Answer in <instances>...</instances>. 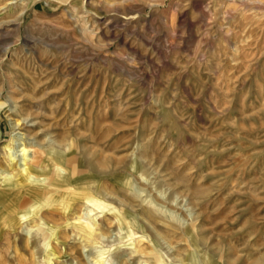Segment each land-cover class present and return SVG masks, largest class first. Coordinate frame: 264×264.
<instances>
[{"label":"rangeland","instance_id":"rangeland-1","mask_svg":"<svg viewBox=\"0 0 264 264\" xmlns=\"http://www.w3.org/2000/svg\"><path fill=\"white\" fill-rule=\"evenodd\" d=\"M21 144L0 264H264V0H0Z\"/></svg>","mask_w":264,"mask_h":264},{"label":"bare ground","instance_id":"bare-ground-1","mask_svg":"<svg viewBox=\"0 0 264 264\" xmlns=\"http://www.w3.org/2000/svg\"><path fill=\"white\" fill-rule=\"evenodd\" d=\"M12 84V83H11ZM10 85L9 89H10V96L8 98V103L11 105V107L14 109L15 106H14V102H13V85ZM29 119V118H28ZM28 119H24L22 120V122L20 123H13L12 126L13 128L15 129H18V128H21V127H24L25 129L29 130L31 128H33V123L30 122ZM15 136V135H14ZM17 136V135H16ZM21 136V135H20ZM17 140L19 141H31L30 143L31 144H35L33 142V140L29 139V136H25V137H19L17 138ZM14 142V141H13ZM40 142V141H39ZM38 143V142H37ZM13 144V143H12ZM30 144V145H31ZM22 148L20 150V155L17 156V155H14L12 152H7V154L5 153V165L7 167V169L10 171V174H6V176L2 177V175H5V174H2L1 175V172H0V196H2V194H4V191H7V189H9L10 187L13 186L14 184V180L16 179H25V180H29L30 178H34L33 177V174L30 170V165L32 163V159H33V154L32 152H30L29 150H27L22 144H21ZM30 147V146H29ZM5 148V147H4ZM1 150V149H0ZM50 152V151H49ZM16 154V153H15ZM48 159V158H47ZM50 160V159H49ZM58 161V160H57ZM100 162V161H99ZM53 163V162H52ZM51 163V164H52ZM58 164V162H56ZM60 163H63V162H60ZM59 163V164H60ZM98 163V162H97ZM103 163V162H102ZM97 165V164H96ZM99 167H100V164L98 163ZM102 165V164H101ZM104 165V164H103ZM61 168V167H60ZM58 168V169H60ZM102 168V167H101ZM36 193V190H31L30 189V192L28 193V196L29 198H34L36 199L37 197L34 195ZM95 195V194H94ZM32 203H28V202H23V204H21V207L19 208H23L25 207L26 209H35L37 208V206L35 205V203L33 201H30ZM86 202L88 203H92V204H95V202L91 199H86ZM96 206H98L97 204H95ZM9 213H12V210H8ZM88 211V210H87ZM90 211V210H89ZM91 212V211H90ZM82 215V214H81ZM85 215V214H84ZM80 217H83V216H80ZM79 217V218H80ZM86 219V218H85ZM80 220V219H79ZM91 220V219H90ZM95 221H82V222H76L75 223V228L82 232V233H85L86 235H90L91 233H94L95 230H96V227H97V224L94 223ZM98 231V230H97ZM99 236V234H98ZM31 238V237H30ZM95 238V236H94ZM32 239L28 240L27 241V244L31 245L32 244ZM86 240V239H85ZM95 240V239H94ZM88 241V240H87ZM89 243V242H88ZM45 245V244H44ZM45 248H48V245H45ZM194 261V259L192 260V262ZM194 264V263H193Z\"/></svg>","mask_w":264,"mask_h":264}]
</instances>
